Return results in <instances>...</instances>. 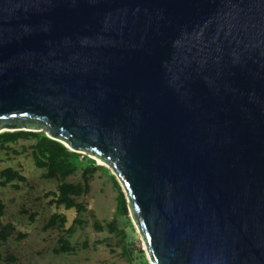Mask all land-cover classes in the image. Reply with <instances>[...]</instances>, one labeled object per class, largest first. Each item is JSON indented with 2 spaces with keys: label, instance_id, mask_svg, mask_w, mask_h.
Here are the masks:
<instances>
[{
  "label": "water",
  "instance_id": "95a60500",
  "mask_svg": "<svg viewBox=\"0 0 264 264\" xmlns=\"http://www.w3.org/2000/svg\"><path fill=\"white\" fill-rule=\"evenodd\" d=\"M13 130L112 167L152 264H264V0H0Z\"/></svg>",
  "mask_w": 264,
  "mask_h": 264
},
{
  "label": "rangeland",
  "instance_id": "374dc122",
  "mask_svg": "<svg viewBox=\"0 0 264 264\" xmlns=\"http://www.w3.org/2000/svg\"><path fill=\"white\" fill-rule=\"evenodd\" d=\"M33 142L30 138H19L0 149V170L11 167L25 177L24 181L0 186L4 204L1 221L12 227L7 240L0 243V252L14 258L4 264H151L124 192L126 214L116 219L117 229L123 233L109 232L105 226L96 230L89 211L78 213L74 208L48 204L59 180L45 177V169L35 165L30 147ZM79 153L80 160L86 162V157H82L86 155L107 170L97 169L89 177L88 192L74 197L76 202H82L92 210L103 224L115 215L116 190L110 174L114 175L121 190L122 186L108 164L98 163L97 158L84 151ZM65 180L82 181L81 171L68 175ZM53 213L64 215L66 221L63 226L45 229L44 225ZM74 218H80L82 223L74 224L73 231L67 235L66 229L73 224ZM62 237L68 238L74 247L72 251H54Z\"/></svg>",
  "mask_w": 264,
  "mask_h": 264
},
{
  "label": "trees",
  "instance_id": "16d2710c",
  "mask_svg": "<svg viewBox=\"0 0 264 264\" xmlns=\"http://www.w3.org/2000/svg\"><path fill=\"white\" fill-rule=\"evenodd\" d=\"M19 138H30L34 142L31 144V155L34 159V163L39 168H44V176L51 179H58L59 182L56 186V190L51 192V198L48 200V204L63 205L64 208H74L76 212L89 211L93 219V225L96 230H102L105 226L109 232H121L117 229V216L126 214V201L117 180L113 174H110L113 186L116 190V205L115 215L111 220L100 222L98 217L92 210L86 207L82 202H76L74 197L85 195L89 189V177L97 169H105L102 165H96L93 158H87L84 162L79 159L81 155L79 152L69 150L61 142L52 139L45 135L43 131H27V130H13L0 132V149H5L8 143L15 142ZM77 170L81 171L82 181L80 182H68L66 177L75 173ZM107 171V170H106ZM25 177L17 170L11 167H5L0 170V186L11 184L13 181H24ZM4 211V204L0 198V243L7 240L12 231V227L8 224H3L1 217ZM66 221L64 215L59 213L51 214L47 220L44 228H50L53 226H63ZM80 218H74L73 224L66 229V234H70L73 231L74 224H81ZM74 247L70 244L67 237H62L59 240V246L54 249L56 253L70 252ZM14 258L11 254L3 255L0 252V264L9 263Z\"/></svg>",
  "mask_w": 264,
  "mask_h": 264
},
{
  "label": "bare ground",
  "instance_id": "6f19581e",
  "mask_svg": "<svg viewBox=\"0 0 264 264\" xmlns=\"http://www.w3.org/2000/svg\"><path fill=\"white\" fill-rule=\"evenodd\" d=\"M9 130H11V129H9ZM68 148H71V146H69L66 142H63ZM93 157H95L94 155H92ZM96 158V157H95ZM97 161H98V163H105L104 161H101V160H99V159H97ZM112 168V167H111ZM113 170V169H112ZM143 240V239H142ZM143 243H144V241H143ZM144 246H145V243H144ZM145 249H146V246H145ZM146 252H147V255H148V251H147V249H146ZM151 263V262H150ZM152 264V263H151Z\"/></svg>",
  "mask_w": 264,
  "mask_h": 264
}]
</instances>
